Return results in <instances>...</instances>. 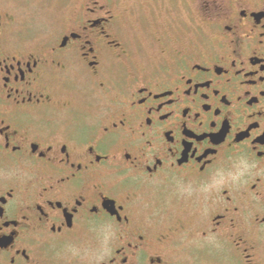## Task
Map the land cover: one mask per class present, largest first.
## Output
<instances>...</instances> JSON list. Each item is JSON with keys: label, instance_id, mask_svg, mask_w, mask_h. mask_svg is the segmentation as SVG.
Returning <instances> with one entry per match:
<instances>
[{"label": "flooded vegetation", "instance_id": "flooded-vegetation-1", "mask_svg": "<svg viewBox=\"0 0 264 264\" xmlns=\"http://www.w3.org/2000/svg\"><path fill=\"white\" fill-rule=\"evenodd\" d=\"M69 1L0 4V264H264V0Z\"/></svg>", "mask_w": 264, "mask_h": 264}, {"label": "rangeland", "instance_id": "rangeland-1", "mask_svg": "<svg viewBox=\"0 0 264 264\" xmlns=\"http://www.w3.org/2000/svg\"><path fill=\"white\" fill-rule=\"evenodd\" d=\"M69 2V0H0V4L17 11L15 13L24 30L23 33H26L31 40H39L45 22L58 10L66 8V4ZM188 2L191 3V15L196 19L199 12L195 0H112L111 4L119 13L126 15L127 31L134 36H143L144 27L150 26L157 29V25L163 26L167 23V19L180 20L179 15L187 13ZM157 15L166 16L165 22H159L158 20L161 18L158 19ZM142 17H145L146 20L143 21ZM188 256V252L180 255L176 264H190Z\"/></svg>", "mask_w": 264, "mask_h": 264}]
</instances>
